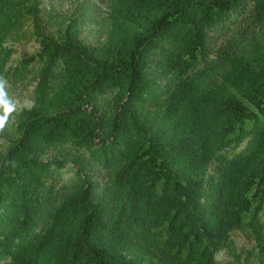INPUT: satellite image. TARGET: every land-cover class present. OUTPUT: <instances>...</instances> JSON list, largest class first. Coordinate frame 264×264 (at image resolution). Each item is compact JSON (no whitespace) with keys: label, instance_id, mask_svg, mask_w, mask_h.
Returning a JSON list of instances; mask_svg holds the SVG:
<instances>
[{"label":"trees","instance_id":"trees-1","mask_svg":"<svg viewBox=\"0 0 264 264\" xmlns=\"http://www.w3.org/2000/svg\"><path fill=\"white\" fill-rule=\"evenodd\" d=\"M44 2L0 0V79L36 82L0 150V264H264V0Z\"/></svg>","mask_w":264,"mask_h":264},{"label":"rangeland","instance_id":"rangeland-1","mask_svg":"<svg viewBox=\"0 0 264 264\" xmlns=\"http://www.w3.org/2000/svg\"><path fill=\"white\" fill-rule=\"evenodd\" d=\"M82 1V0H80ZM55 3V11L57 14H60L57 20H60V18L63 15L69 16L75 9L77 8V0H54ZM44 5L47 7H51L50 0H45ZM94 25V24H93ZM57 27V26H56ZM88 34L91 39L97 37V33L95 32V27L92 31H88ZM15 46L18 49V52L15 53L13 56V59L11 61L12 65H16L18 62V59L25 53H35L40 45L38 42L32 40L28 43H16ZM30 77H32V73L30 74ZM36 82L31 81L29 85H20L17 88H14L10 84L3 83V92L5 95L0 97V99H3L8 104H10L13 107V111L8 114L7 121L2 129H0V150L3 149L7 145L6 140V131L8 129V126L12 123L14 120V116L16 112L21 110L25 107H31L33 104V90ZM5 114L4 112V105L0 104V116H3ZM74 174L73 170L70 168V163H68L64 168V177L65 180H68L72 175ZM251 236L246 234L243 231H239L238 233L234 234V239L236 241L237 247L239 250L242 249H252L255 245V239L250 238ZM218 258L225 260L229 259L228 254L225 252H220L218 254Z\"/></svg>","mask_w":264,"mask_h":264},{"label":"clouds","instance_id":"clouds-1","mask_svg":"<svg viewBox=\"0 0 264 264\" xmlns=\"http://www.w3.org/2000/svg\"><path fill=\"white\" fill-rule=\"evenodd\" d=\"M3 86H4L3 81L2 79H0V97L5 95V93L3 92ZM0 104L4 105V112H5L3 116H0V129H2L7 121L8 114H10L13 111V107L3 99H0Z\"/></svg>","mask_w":264,"mask_h":264}]
</instances>
